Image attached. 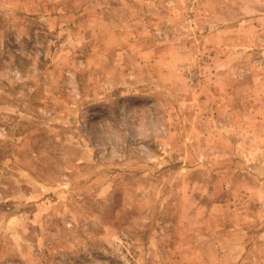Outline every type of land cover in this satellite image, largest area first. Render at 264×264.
I'll list each match as a JSON object with an SVG mask.
<instances>
[{
  "label": "rangeland",
  "instance_id": "1",
  "mask_svg": "<svg viewBox=\"0 0 264 264\" xmlns=\"http://www.w3.org/2000/svg\"><path fill=\"white\" fill-rule=\"evenodd\" d=\"M0 264H264V0H0Z\"/></svg>",
  "mask_w": 264,
  "mask_h": 264
}]
</instances>
